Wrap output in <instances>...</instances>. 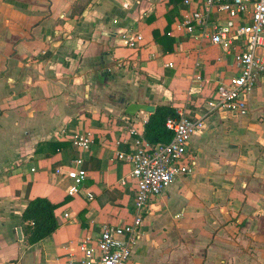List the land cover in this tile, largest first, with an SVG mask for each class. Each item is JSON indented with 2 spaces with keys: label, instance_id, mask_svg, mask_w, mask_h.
Masks as SVG:
<instances>
[{
  "label": "crops",
  "instance_id": "0c3cea01",
  "mask_svg": "<svg viewBox=\"0 0 264 264\" xmlns=\"http://www.w3.org/2000/svg\"><path fill=\"white\" fill-rule=\"evenodd\" d=\"M181 2L0 0V264H67L104 225L131 220L130 167L113 158V141L124 135L132 103L189 109L204 128L191 143L194 174L150 206L128 264H248L256 250L264 261V77L247 115L210 107L216 86L234 75V57L209 47L195 63L202 83L195 71L182 73L184 52H198L172 33ZM168 16L175 43L165 54L153 31L164 34ZM129 29L144 38L136 49L123 38ZM124 59L128 71L115 66ZM66 127L92 132L90 150L77 152ZM58 142L67 147L52 153ZM77 158L89 178L70 194ZM37 197L69 201L56 210L58 230L30 245L22 214Z\"/></svg>",
  "mask_w": 264,
  "mask_h": 264
},
{
  "label": "built area",
  "instance_id": "2783aa9c",
  "mask_svg": "<svg viewBox=\"0 0 264 264\" xmlns=\"http://www.w3.org/2000/svg\"><path fill=\"white\" fill-rule=\"evenodd\" d=\"M181 4L172 33L195 44L199 53L220 47L234 57V75L216 86L210 107L227 110L234 116L247 115L248 97L264 77V0H182ZM123 38L132 49L138 48L144 39L131 29ZM115 66L128 71L130 63L124 59ZM201 78L200 71L194 80ZM174 108L177 116L169 115L165 121L166 128L173 133L168 143L152 144L145 138L150 114L124 119V135L113 141L117 147L113 158L130 167L131 220L104 225L98 238H87L78 244V258H71L67 264H128L150 206L177 179L194 174L197 155L192 152L191 143L204 128L203 117L192 116L183 107ZM62 134L70 135L72 147L82 153L90 150L95 139L90 131H72L67 127ZM83 164V159L77 158L69 167L70 194H76L89 178ZM121 184L127 185V180ZM88 197L93 198L91 193Z\"/></svg>",
  "mask_w": 264,
  "mask_h": 264
},
{
  "label": "trees",
  "instance_id": "16d2710c",
  "mask_svg": "<svg viewBox=\"0 0 264 264\" xmlns=\"http://www.w3.org/2000/svg\"><path fill=\"white\" fill-rule=\"evenodd\" d=\"M172 22L173 20L168 16V25L162 35L158 30L153 31L155 41L161 46L162 52L165 54L174 51L175 39L169 36ZM169 115L177 116L175 108L171 105H160L149 116L145 125L144 136L150 143H168L172 140L173 133L165 126L166 118ZM49 146L52 153H56L67 147V144L58 142L50 143ZM41 150L43 149L41 148ZM83 168L88 170L85 164H83ZM68 201L69 197L59 204L52 203L46 197H37L29 200L22 214L23 230L28 244L34 245L50 237L58 230L60 225L56 210Z\"/></svg>",
  "mask_w": 264,
  "mask_h": 264
},
{
  "label": "rangeland",
  "instance_id": "374dc122",
  "mask_svg": "<svg viewBox=\"0 0 264 264\" xmlns=\"http://www.w3.org/2000/svg\"><path fill=\"white\" fill-rule=\"evenodd\" d=\"M180 52V51H179ZM184 53H187V55H186V57H185V59L187 60L186 61V66L185 67H183L182 68V73L183 74H194V72L193 71H195L196 72V74H198V71L200 72H202V69H201V67H202V65H201V67H200V65H199V67L196 65L197 63V57L199 56V52H198V54H194L193 52H190V50H187V51H185ZM208 54V53H207ZM209 56H213L214 55V53H211V54H208ZM126 60V59H125ZM196 63V64H195ZM194 64H195V68H194ZM197 67V68H196ZM192 70L191 72L190 71H188V70ZM197 69V70H196ZM195 77V76H194ZM203 82V78H201V81H198L197 83L198 84H200V83H202ZM213 98V97H212ZM145 104H149V103H145ZM208 104L210 105L211 103H209L208 102ZM140 113H143V112H140ZM261 243H263L261 240H259L257 243H255V245H256V248L257 247H259V246H257V244L258 245H260ZM250 258H249V262H248V264H264V261H263V259H262V254L259 252V250H256V251H254V252H252V253H250ZM247 260V258H243V260L240 262V263H242V262H244V261H246Z\"/></svg>",
  "mask_w": 264,
  "mask_h": 264
},
{
  "label": "water",
  "instance_id": "95a60500",
  "mask_svg": "<svg viewBox=\"0 0 264 264\" xmlns=\"http://www.w3.org/2000/svg\"><path fill=\"white\" fill-rule=\"evenodd\" d=\"M156 110L155 106L145 103H132L126 109V115L128 118L136 116L140 112L153 113ZM126 117V118H127ZM19 238L22 240L21 230L18 231Z\"/></svg>",
  "mask_w": 264,
  "mask_h": 264
}]
</instances>
